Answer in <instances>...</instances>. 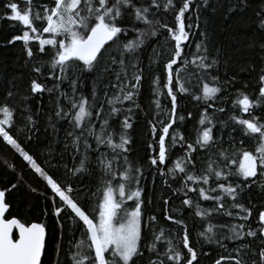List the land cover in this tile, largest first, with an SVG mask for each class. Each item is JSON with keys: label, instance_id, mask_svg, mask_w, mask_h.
Returning a JSON list of instances; mask_svg holds the SVG:
<instances>
[{"label": "snow or ice", "instance_id": "6c2138e0", "mask_svg": "<svg viewBox=\"0 0 264 264\" xmlns=\"http://www.w3.org/2000/svg\"><path fill=\"white\" fill-rule=\"evenodd\" d=\"M193 2L25 0L23 11L12 0L3 5L9 12L0 18L19 22L24 29L8 43L23 41L29 60L34 57L33 41L38 43L39 53H50L45 63L51 87L33 79L29 94L21 95L15 106L8 103L9 97L17 95L11 89L0 101V143L22 158L26 168L45 184V192L28 187L51 202L50 211L48 205L44 209L46 216L54 218L53 230L58 232L52 238L51 264H199L183 218L185 208L194 209V216L200 218L196 236L201 248L209 245L229 252L214 264L225 260L229 264H264V205L256 209L243 202L247 194L251 203L254 187L264 192V67L259 69L254 99L243 89L236 90L232 106L240 115L234 112L227 120H220L217 137L213 117L226 111L215 106L222 91L223 53L219 48L210 49L206 29L199 32L201 39L195 42V51L189 50L191 37L200 28L201 9L209 5V0H200L193 8ZM249 7L250 0H229L224 18ZM254 16L256 27L264 31V0ZM149 46L146 67L151 73V99L143 115L150 139L144 160L134 161L130 156L134 142L131 130L143 111L139 103L146 79L142 54ZM259 47L264 49V43ZM43 67L33 65L32 71L43 76ZM223 67V86L236 83L237 76L228 74L227 60ZM86 77L91 80L88 94L83 91ZM247 87L244 83L243 88ZM45 93L49 95V112L44 133L53 139L41 149V155L47 152L41 163L27 146L40 141V121L35 117L43 109L33 112L27 102ZM187 96L204 105L199 120L202 130L194 142L180 131V125L192 115L180 113V97ZM258 108L261 115L255 114ZM208 109H213L212 116ZM62 121H67L70 130L65 132L63 150L57 152ZM229 127L225 142L224 131ZM178 146L183 155L172 160L171 150ZM200 151L208 153V159L197 171L196 154ZM66 154L71 157V166ZM57 156L59 161L54 162ZM7 166L15 170L13 164ZM61 169L63 181L58 175ZM149 177L153 191L157 178L161 184L156 202L159 212L149 210L154 203L148 194ZM85 178L95 180V190L81 187ZM22 179L18 175V182ZM173 182L179 186L173 187ZM17 187L18 183H12L0 189V264H44L47 223H26L6 215L11 208L6 193ZM164 189L171 193L166 198ZM190 193L197 198L194 200ZM173 198L180 200V207L173 205ZM90 201L94 203L91 212L87 208ZM200 201L212 202V206L205 208ZM161 215L172 227L161 224ZM214 216L229 217L232 222L214 224ZM76 232L80 233L78 238ZM66 234L70 237L67 248ZM229 244L234 247L229 249ZM158 245L166 247L161 251Z\"/></svg>", "mask_w": 264, "mask_h": 264}, {"label": "trees", "instance_id": "16d2710c", "mask_svg": "<svg viewBox=\"0 0 264 264\" xmlns=\"http://www.w3.org/2000/svg\"><path fill=\"white\" fill-rule=\"evenodd\" d=\"M9 0H0V17H4L9 10L5 9L3 5L8 3ZM16 2L20 9L23 11L26 9L25 0H12ZM40 3H47L48 0H38ZM200 0H194L193 8L196 7V4ZM229 0H209V5L203 6L201 9V20L200 28L195 30L196 34L191 37L192 43L190 45V51H195V42L200 40L199 35L200 31L207 30L210 40L209 47L210 49L219 48L223 53L221 57V69L220 77L222 82V91L218 94L219 99L215 101L216 107H224V113H216L213 117L216 120V128L214 133L219 137L220 132V120H227L230 114L240 115L238 109H233L232 101L236 98V90L243 89V91L249 94L253 99L255 98V93L257 91L256 80L258 77L259 69L264 67V49L259 47L260 44L264 43V31H261L256 27L254 12L258 10L261 0H250L251 7H249L244 12H235L229 16L228 19L224 18L225 11L228 7ZM215 7L216 11L213 12L212 8ZM195 19V17H194ZM207 21L205 25L204 21ZM23 26L19 22L9 21L6 18H0V101H2L6 96L7 92L11 89L13 92H16L17 95L8 98V103L15 106V101H20L21 95L29 94L27 89L30 85V81L36 79L39 83L46 84V86L51 87L52 81L47 79V74L49 68L46 65V61L49 59V55H44L38 51V43L33 41L30 46L33 48L34 57L29 60L27 53L25 51V46L23 41H15L14 43H8L15 35H22ZM163 37H161V41ZM250 44H254V47H249ZM151 51V46H149L142 54L143 65L145 66V75L146 79L143 82L142 94L139 97V103L142 106L143 111L139 113L138 122L135 124L134 129L131 130V136L133 138V144L131 145L133 151L130 156L132 160L143 161L146 156V143L149 142L150 134L148 126L144 119L143 112L148 110L149 102L151 99L150 96V79L151 73L147 70L148 64V54ZM227 60L228 74L229 76L235 74L237 76V82L231 85L223 86V80L225 79V70L223 67V61ZM33 65L39 67L44 65L42 71L44 72L43 76H38L35 72L32 71ZM246 68L247 71H240L241 68ZM253 68L255 70H253ZM244 83L248 84L247 88H243ZM67 89V85L63 86ZM226 87V90H225ZM85 94L90 93L91 91V80L90 77H86L84 80V89ZM21 101V107L23 106ZM33 112L37 109H43V112L37 118L40 121L41 132L40 141L33 142L28 144L27 150L31 154H34L38 159V162L43 163L47 158V152L45 151L41 155V149L53 139L50 134L44 133V124L46 121V113L49 112V95L47 93L34 96L30 101L27 102ZM204 105L198 104L195 100L191 99L190 96L180 97V113L187 117L189 112L192 113L190 118H187L186 121L180 125V131L189 142H194L198 136V130H202V126L199 124L201 114L203 111ZM208 114L213 115V109H208ZM256 115H261V109H255ZM17 115L20 113L18 111ZM121 116L119 119H122ZM18 123L22 124L23 121L19 120ZM60 128L59 139L61 143L55 145L57 152L63 150V141L65 139L66 130H70L67 124V121H62L58 125ZM231 128L225 129L224 131V140L227 141V133ZM234 135H239V133H234ZM23 140V137H20ZM90 142L93 143L91 137H89ZM227 143L224 144V147H227ZM106 150V149H102ZM95 155L93 154V161L95 160ZM172 160H175L177 157L182 156L183 152L180 147H176L171 150ZM203 158V159H202ZM208 153L200 151L196 154V169L199 171L207 164ZM65 160L71 166L72 160L71 157L67 154L65 155ZM59 157H56L54 162H58ZM172 161H169L171 165ZM13 164L15 170H12L7 165ZM147 166V165H145ZM63 169L60 170V179L63 181L64 177L62 175ZM18 175L23 177L22 181L17 180ZM75 179V178H74ZM12 183H18V187L11 192L6 193V200L10 204V214L19 218L22 222L31 223V222H46L48 227L46 229L48 233V248L42 260L44 264H51L54 259V253L52 250L53 247V237L58 236V232L53 230V219L50 216H46L44 213L45 206H49L50 211V200H45V198L38 193H32L29 190V185L32 187L38 188L40 192H45V184L40 181L30 169L26 168L25 162L22 161V158L18 157L12 150H10L6 145L0 143V189L5 187H10ZM148 194L152 197L154 203L149 207L150 211L159 212V208L156 206V202L161 195V184L159 178L155 184L154 191L152 189L151 177L148 180ZM178 182H173V187H178ZM82 188L87 190L88 187H91L95 190L96 183L93 179L91 182L88 178H85L82 185ZM47 195H51L50 190H47ZM170 190L164 189L163 196L166 198L170 195ZM79 197V193L75 194ZM194 200L197 198L195 194H189ZM251 203H249V196L246 194L243 202L246 206L252 207L256 206V209H259L261 205H264V192L259 188L254 187L250 195ZM131 203V202H129ZM201 205L205 208L211 207L212 202L200 201ZM173 205L175 207H180V200L173 198ZM162 206V205H161ZM94 207L93 202L87 204L89 212L92 211ZM235 211V210H234ZM256 211L254 210L253 217L251 222L253 227L255 226L256 220ZM183 218L187 222L188 228L191 232V239L193 246L198 252L199 264H214V261L220 258L221 255L228 256L229 252L224 251L220 248L205 245L201 248L200 244L197 243L196 232L201 227V221L199 217L194 216V209L185 208L183 210ZM160 222L163 226L172 227L170 222L163 220V216L160 217ZM212 223H231L229 217H219L215 216L211 220ZM80 235L79 232L75 233V236L78 238ZM70 237L66 234L65 236V248H67V239ZM160 250L163 251V247L166 245H158ZM234 247L233 244H229L228 248L231 249ZM253 247H256V244L253 243ZM186 251V250H185ZM204 252H207L208 255H203ZM147 255V253H146ZM234 255V253H233ZM222 264H229V261H222Z\"/></svg>", "mask_w": 264, "mask_h": 264}, {"label": "water", "instance_id": "95a60500", "mask_svg": "<svg viewBox=\"0 0 264 264\" xmlns=\"http://www.w3.org/2000/svg\"><path fill=\"white\" fill-rule=\"evenodd\" d=\"M11 218V217H10ZM32 223V222H31ZM13 235H14V238H15V236H16V232H15V230H14V232H13Z\"/></svg>", "mask_w": 264, "mask_h": 264}]
</instances>
